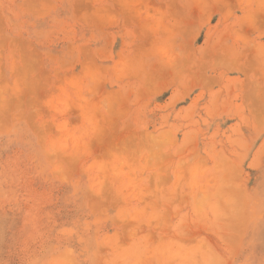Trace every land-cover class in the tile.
Masks as SVG:
<instances>
[{
    "label": "rangeland",
    "instance_id": "obj_1",
    "mask_svg": "<svg viewBox=\"0 0 264 264\" xmlns=\"http://www.w3.org/2000/svg\"><path fill=\"white\" fill-rule=\"evenodd\" d=\"M0 264H264V0H0Z\"/></svg>",
    "mask_w": 264,
    "mask_h": 264
}]
</instances>
